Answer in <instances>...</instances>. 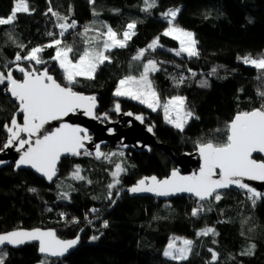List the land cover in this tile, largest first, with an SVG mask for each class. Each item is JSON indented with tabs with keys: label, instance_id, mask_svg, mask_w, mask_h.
Returning a JSON list of instances; mask_svg holds the SVG:
<instances>
[{
	"label": "trees",
	"instance_id": "1",
	"mask_svg": "<svg viewBox=\"0 0 264 264\" xmlns=\"http://www.w3.org/2000/svg\"><path fill=\"white\" fill-rule=\"evenodd\" d=\"M156 1L155 7L145 11L144 0H28V12H18L11 25H0V71L6 72L4 65L15 66L11 61L17 53L25 56L32 48L42 47L39 56L44 63H17L38 71L47 68L66 85L63 70L53 59L56 47L46 45L60 39L61 46L73 48L71 55L77 60L86 47L103 48L105 25L122 37L127 25L135 22L134 35L126 46L107 50L110 60L99 65L94 78L77 77L78 83L72 87L100 96L98 115L116 119V104L120 111L142 114L154 127L157 140L176 155L193 151L202 139L224 140L226 125L238 112L264 103V97L258 95L264 92V70L238 59L264 56V0ZM11 2L0 0L1 18L11 14ZM177 6L181 8L176 22L194 32L198 56L177 55V40L163 35L169 24L162 14ZM50 7L67 19L53 16ZM72 21L75 26L61 37L57 25ZM157 37L161 46L149 49ZM141 49L144 54L133 59ZM148 60L156 63L150 81L160 98L183 95L185 109L195 114L182 131L165 120L162 109L153 111L136 100L114 95L119 81L140 75ZM13 76L23 79L17 71ZM6 88L7 82L0 84V150L8 138L4 125L11 122L18 109ZM86 153L63 158L53 183L30 170L14 171L12 164L0 169V233L47 227L55 229L62 239H74L83 230L78 247L63 259L46 258L38 244H28L1 250L2 264H264V197L253 204L249 193L235 188L220 192L219 201L212 198L207 202L186 195L164 201L125 192L112 207L122 189L147 175L168 176L175 162L159 146L150 152H136L109 145L103 149L106 156L99 159ZM117 164L123 171L113 177ZM77 166L84 179L72 174ZM109 184L114 187L109 189ZM32 188L36 191H30ZM199 205L203 210L193 216V208ZM105 221L107 227L103 226ZM205 228H213L215 234L197 235ZM174 234L193 242L187 259L164 255ZM209 249L217 254L216 260Z\"/></svg>",
	"mask_w": 264,
	"mask_h": 264
},
{
	"label": "snow or ice",
	"instance_id": "2",
	"mask_svg": "<svg viewBox=\"0 0 264 264\" xmlns=\"http://www.w3.org/2000/svg\"><path fill=\"white\" fill-rule=\"evenodd\" d=\"M144 3L146 5L145 11L156 6V0H144ZM28 11L29 7L26 0H17L12 13L7 18H0V25H11L18 12ZM48 11L52 12L53 16H57L62 21L67 19L66 17L59 16L51 7ZM179 11L180 9L178 8L169 9L162 14L167 18L169 24V28L164 31L163 35H173L174 39L179 40L181 48L180 51L176 52L177 55H180V52H186L189 56H198L199 53L195 47L196 41L192 39L193 33L173 25V21ZM75 23V21H72V23H59L57 25L61 29L59 35L62 37L68 29L75 26ZM105 27L107 31L102 33L106 37L103 40V49L108 50L117 46H126L125 41L130 37V34L134 35V32H131V30L135 28V22L127 25L129 31L123 33L124 39H118V34L111 27L107 25ZM48 35L52 36L53 33L49 32ZM9 37L11 38L10 33ZM185 38H188L187 41ZM158 39H154L148 45V48L153 49L157 45ZM59 45H61V40L54 39L45 47H56L53 59L59 61V65L64 71V79L67 81L66 85L57 82L49 74L47 68L43 71H38L34 67L26 69L17 63L20 61H34L36 65L44 63L38 55L43 51L42 47L32 48L25 56L17 53L14 61H11L16 66L15 70L23 74L22 80L14 78L13 69L8 68L7 65H4L6 72L0 71V84L7 82L6 91L18 102V111L23 114L22 124L17 122L16 115L14 114L11 124L4 125L5 130L9 133L4 148H8L14 142H17L19 145L17 151L21 149H24V151L16 166H30L37 172L42 173L49 181L56 175L57 163L61 155L66 153L79 155V150L84 148L83 140L88 137L81 135L82 132L86 131L85 129L68 124H62L54 132H44L41 135L42 129H44L48 121L58 120L78 108H85L86 115H93L95 96H85L82 93L75 92L72 85L78 83L77 77L93 79L97 66L110 60L103 51H97L95 47L91 49L86 47L83 53L79 55V58L73 62L69 58V53L73 51V48L71 46L59 47ZM18 46L21 49L25 47L24 45ZM144 51V49H141L139 55L133 59H139L144 54ZM238 59H242L243 63L255 66L259 70H264V56L252 58L251 55H246L238 57ZM156 70L155 61L148 60L144 64V71L139 77L129 75L119 81L114 95L131 96L132 99L139 100L140 103L146 104L147 107L156 111L158 107H161V101L153 88L152 82L148 79L149 72ZM213 72H215V69H213ZM258 95L264 97V92H258ZM184 102V97L174 96L162 105L165 120L169 123H174V126L181 131L187 119L194 115L191 111H184L183 115H180ZM170 109L177 112L175 120L169 118ZM115 110L117 112L120 111L119 104L115 105ZM127 114L132 115V113ZM104 115L107 117V114ZM136 118L142 119L140 116ZM149 131H151V128ZM216 131L220 132L221 129H216ZM21 133H27L28 138H22ZM33 136H35L34 140L32 139ZM26 145L27 147H25ZM197 148L203 160L198 174L182 176L177 170H173L164 179H158L156 176L143 177L135 186L128 190L132 193L154 192L158 196H167L173 193H190L197 197L199 201H204L210 197L219 201L221 195L218 189H226L231 185H235L240 189L247 190L249 193L248 198L252 200L253 204L256 203V199L264 196V194L256 191V189L250 187L247 183L242 182V178L245 177L249 180L264 181V160L253 158L254 153L264 154V103L259 108H254L251 111L238 112L227 123L226 138L224 140L210 138L205 141L202 139L197 142ZM99 149L100 146L96 145L97 159L106 156ZM112 155L115 154L113 153ZM79 171V166H77L73 175L77 179H84V177L79 176ZM121 171H123L121 165L117 164L116 171L112 173L113 177H116ZM115 183L118 184L119 180H116ZM108 187L111 189L114 185L109 184ZM30 191L35 192L36 189L32 188ZM64 195L66 196L67 194ZM109 199H111V192L109 193ZM202 210V205H199L197 208H193L192 215L197 216ZM92 211L95 212L97 210L93 209ZM73 222L77 221L74 220ZM103 226L107 227L108 222L105 221ZM208 233L215 234V230L213 228H205L197 233V235H207ZM92 239L95 240L97 237L93 236ZM25 240L38 241L41 253L51 256H62L78 243L79 236L72 240H61L57 238L55 231H44L40 228L15 230L6 234H0V246L5 245V243L19 245L23 244ZM192 243L190 240H184V247L175 249V253L172 251L174 245L170 243L164 255L174 260L187 259ZM252 247L254 248L255 246L253 245ZM209 251L212 252L211 249ZM250 252L251 249H249V254ZM212 259H217L215 252H212ZM0 264H2V260H0Z\"/></svg>",
	"mask_w": 264,
	"mask_h": 264
},
{
	"label": "water",
	"instance_id": "3",
	"mask_svg": "<svg viewBox=\"0 0 264 264\" xmlns=\"http://www.w3.org/2000/svg\"><path fill=\"white\" fill-rule=\"evenodd\" d=\"M20 66L24 67L21 64H20ZM15 67L16 66H13L11 68V69H13V72L17 71V70H15ZM30 68H32V66H30ZM43 70L44 69H42L40 71H43ZM17 72H19V71H17ZM50 75L56 79V77L53 74H50ZM56 80H57V82L61 83L58 79H56ZM61 84L65 85L63 83H61ZM73 90L75 92L82 93L85 96H95L96 100H95V108L93 109V115H86L85 114V111H86L85 108H78L75 111L68 113L66 116H63L58 120L48 121L45 124L44 129H42L41 135L44 132H54L62 124H68V125H72L74 127H80L82 129H85L86 131L82 132L81 135L82 136L86 135L88 138L83 140L84 148L79 150L80 154L79 155H72L70 153L62 154L58 163H57L56 175L52 178L51 181H49L47 179V177H45L42 173L37 172L35 169H33L30 166H27V165H21L20 167L16 166L17 161L20 159V156H21L22 152L24 151V149L17 151V148L19 147V145L17 142H14L12 146H10L8 148L3 147L0 150V169L4 168L10 164H13L15 170H18V169L30 170L33 173L37 174L41 179H44L47 183H53L60 174V164H61L63 158H66L69 156L79 157L83 152H87L89 154H93V155L97 156L96 145L100 146L99 151L102 153H103V149L105 147H108L109 145H111L114 148L119 149V150H123V151L134 150L136 152H142V151L150 152L152 147L159 146L161 149H163L166 153H168L171 156V159L175 162V165H176V167L173 170H177L180 175L191 176L193 174L199 173L200 167L203 164V160L199 154V150L197 147L193 151H186V152H183V153L176 155L171 151L169 146H167L164 143H160L157 140V136H156V132L154 130V127L145 122V118L142 114H136L132 111H119V112H117L115 110L116 114H117L116 119L107 118V117H105V115H98L97 111L99 108V97L100 96L99 95H93V94H87L83 91L75 90L74 88H73ZM7 93L12 98V100L15 101L18 105V102L11 96V94L9 92H7ZM18 109H19V105H18ZM18 109L15 113L16 119H17L18 123L22 124L23 123V114L21 112H19ZM127 113H132V115H128ZM19 116H22L21 121L19 120ZM137 116L142 117V119H137L136 118ZM10 124H11V122L8 125H10ZM150 128H151V131H149ZM4 129H5V127H4ZM7 134L9 137L8 132H7ZM20 135L24 139L28 138L27 133H21ZM32 139L34 140L35 136H33ZM7 140H8V138H7ZM25 147H27V145ZM256 156H259L260 158L258 159V158H256ZM253 158L256 160H264V154L254 153ZM173 170H171V172ZM171 172L169 173V175L171 174ZM151 176H156L158 179H164V178L168 177V176H165V177L160 178L157 175H147L144 177H151ZM214 178H216V177H214ZM139 180H137L134 184L127 186L124 189H122L118 193L114 203L112 204V207L116 204L119 197L125 192H128L130 196H151L153 198L164 200V201H171L172 199H174L176 197L185 196V195L189 196V197H193L194 199L198 200L197 197H195L194 195H192L190 193H173V194H170L167 196H158L154 192H136V193L130 192L128 189L135 186ZM242 182L247 183L250 187L256 189V191L264 194V181L249 180L245 177V178H242ZM230 188H235L237 190L248 193L246 189H240L239 187H237L235 185H231L226 189H218V192L220 193V192L228 190ZM262 197H264V196H262ZM211 199L212 198L210 197V198H208L202 202H207V201H210ZM36 228H40L41 230H44V231L53 230V231H55L57 238H59L61 240H72V239H62L58 235V233L56 232L55 229L47 228V227L18 228V229H13V230L6 231V232L0 233V234H6L7 232H11V231H15V230H32V229H36ZM82 232H83V230L80 231V233L77 235V236H79L78 243L75 246H73L72 248H70L67 252H65L64 255H62V256H51L49 254L41 253L40 251L39 252L42 256H44L46 258L63 259L65 257L69 256L78 247V245L80 244V237H81ZM28 244H38V250H39V242L38 241L25 240V242L23 244H19V245H11V244L5 243V245L0 246V251L5 249V248H12V249L22 248ZM35 264H42V263L38 262Z\"/></svg>",
	"mask_w": 264,
	"mask_h": 264
},
{
	"label": "rangeland",
	"instance_id": "4",
	"mask_svg": "<svg viewBox=\"0 0 264 264\" xmlns=\"http://www.w3.org/2000/svg\"><path fill=\"white\" fill-rule=\"evenodd\" d=\"M16 3H17V0H12V2H11V8H12V10H13V8L15 7ZM26 3L28 4V7H29L28 0H26ZM156 3H157V1H156ZM177 8L180 9L181 7H180V6H177V7H172V8H170V9H177ZM29 10H30V8H29ZM11 13H12V12H11ZM177 15H178V14H177ZM176 17H177V16H176ZM176 17H175V19H174V21H173V25H174V26H178L179 28H181V29H183V30H185V31H188V32L193 33V37H192V39L196 41V45H195V47H196V50H197V39H196V37H195L194 32H193L192 30H189V29L183 28V27H181L179 24H177V22H176ZM0 18H1V17H0ZM169 18H170V17H169ZM164 19L167 20V18H165V17H164ZM132 23H133V22H132ZM93 24H94V22H93ZM94 28H95V27H94ZM168 28H169V25H168V27H167L166 29H168ZM166 29H165V30H166ZM125 31H129V30L126 29ZM125 31H124V32H125ZM131 32H134V29H132ZM130 36H131V34H130ZM168 36H170V37L173 38V35H168ZM117 38H118V39H124L123 36H122V37L117 36ZM129 38H130V37H129ZM129 38L125 41V44H126L127 41L129 40ZM157 38H158V37H157ZM157 38H155V39H157ZM185 39H186V41H187L188 38H185ZM176 40H177V39H176ZM177 42H178V50H180L181 45H180L179 40H177ZM160 46H161V42H160V39H158V41H157V45H156L154 48H157V47H160ZM59 47H63V46L59 45ZM64 47H65V46H64ZM93 47H95L97 51H103L104 54L107 55V54H106V51H107V50H104V49L101 48L100 46H98V47L93 46ZM93 47H90V49L93 48ZM117 47H119V46H117ZM113 48H114V47H113ZM111 49H112V48H111ZM108 50H110V49H108ZM197 51H198V50H197ZM183 53L186 54V55H188L186 52H183ZM38 55H39V54H38ZM188 56H189V55H188ZM69 58L72 59L73 62L76 61V60H74V59L72 58L71 53H69ZM58 64H59V61H58ZM248 65H250V64H248ZM59 66H60V65H59ZM250 66H252V65H250ZM98 67H99V65L97 66V68H98ZM254 67H255V66H254ZM97 68H96V70H97ZM61 69H62V68H61ZM62 70H63V69H62ZM95 72H96V71H95ZM95 72H94V74H95ZM94 74H93V75H94ZM133 76L139 77L140 75H133ZM62 78H63V81L67 83V81L64 79V71H63ZM122 79H123V78H122ZM148 79L150 80V72H149V74H148ZM118 84H119V83H118ZM117 87H118V85H117ZM117 87L115 88L114 92L116 91ZM154 90H155V89H154ZM155 91H156V90H155ZM156 93L158 94L157 91H156ZM158 96H159V94H158ZM175 96L184 97L183 95H175ZM121 97L131 98V96H128V95L121 96ZM172 97H174V96H172ZM159 98H160V96H159ZM170 98H171V97L167 98L166 100H162V99L160 98V101H161V107H158L157 110L162 109V111L164 112V109H163V106H162V105H163L164 103H166L167 100H169ZM184 98H185V97H184ZM131 99H132V98H131ZM133 100H136V99H133ZM136 101L139 102V100H136ZM144 105H146V104H144ZM146 106H147V105H146ZM148 108H149V107H148ZM150 109H151V108H150ZM184 111H187V110L185 109V107H184V105H183V107H182L181 110H180V115H181V116L183 115ZM192 113H193V112H192ZM193 114H194V113H193ZM164 116H165V115H164ZM176 116H177V112H176L175 110L170 109V112H169V118H170L171 120H175V119H176ZM193 116H195V114H194ZM193 116H192V117H193ZM192 117H191V118H192ZM191 118H188V119H187V122L184 123V126H185V125L191 120ZM168 123H169V122H168ZM170 124L174 125V123H170ZM73 173H74V172H73ZM73 173H72V174H73ZM119 174H120V172L117 174V176H119ZM184 240H189V239L174 234V235H172V236L170 237V240H169V242H168V244H167V246H166V249L168 248L169 244L172 243V244L174 245L172 251L175 253V249H179V248L184 247V244H183V241H184ZM166 249H165V250H166ZM188 254H189V253H188ZM166 257H167V256H166ZM167 258L172 259L171 257H167Z\"/></svg>",
	"mask_w": 264,
	"mask_h": 264
},
{
	"label": "flooded vegetation",
	"instance_id": "5",
	"mask_svg": "<svg viewBox=\"0 0 264 264\" xmlns=\"http://www.w3.org/2000/svg\"><path fill=\"white\" fill-rule=\"evenodd\" d=\"M70 157V156H69ZM67 158V157H66ZM63 160V159H62ZM13 165V164H12ZM13 168H14V165H13ZM14 171H17V170H15V168H14ZM71 173V172H70ZM79 175H80V171H79Z\"/></svg>",
	"mask_w": 264,
	"mask_h": 264
}]
</instances>
